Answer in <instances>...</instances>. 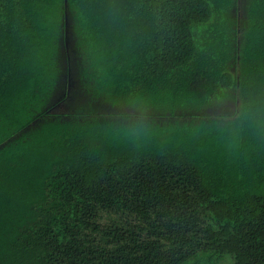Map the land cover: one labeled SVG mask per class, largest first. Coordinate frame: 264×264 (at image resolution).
<instances>
[{"label": "trees", "instance_id": "1", "mask_svg": "<svg viewBox=\"0 0 264 264\" xmlns=\"http://www.w3.org/2000/svg\"><path fill=\"white\" fill-rule=\"evenodd\" d=\"M226 257L264 264V0H0V264Z\"/></svg>", "mask_w": 264, "mask_h": 264}, {"label": "clouds", "instance_id": "2", "mask_svg": "<svg viewBox=\"0 0 264 264\" xmlns=\"http://www.w3.org/2000/svg\"><path fill=\"white\" fill-rule=\"evenodd\" d=\"M239 107V102H221L214 107H210L207 111V119L205 120L206 123H224L228 121L230 118L236 115V109ZM128 112V116L132 117L135 116V112L132 110H126ZM124 127H129L132 123L131 119H124L122 121Z\"/></svg>", "mask_w": 264, "mask_h": 264}, {"label": "rangeland", "instance_id": "3", "mask_svg": "<svg viewBox=\"0 0 264 264\" xmlns=\"http://www.w3.org/2000/svg\"><path fill=\"white\" fill-rule=\"evenodd\" d=\"M231 262H232L231 258L226 257L225 263H226V264H228V263L230 264Z\"/></svg>", "mask_w": 264, "mask_h": 264}]
</instances>
